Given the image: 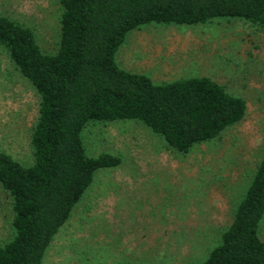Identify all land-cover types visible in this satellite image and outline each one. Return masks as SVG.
Returning a JSON list of instances; mask_svg holds the SVG:
<instances>
[{
  "label": "rangeland",
  "instance_id": "374dc122",
  "mask_svg": "<svg viewBox=\"0 0 264 264\" xmlns=\"http://www.w3.org/2000/svg\"><path fill=\"white\" fill-rule=\"evenodd\" d=\"M60 13L58 0H0V14L31 27L47 53L57 47ZM116 60L157 83L209 76L245 99V115L186 154L135 119L87 124V153L111 152L121 162L95 172L42 264H200L264 153V27L236 18L151 22L127 32ZM38 100L0 46V148L24 164L32 161ZM12 216L0 187V244L11 236Z\"/></svg>",
  "mask_w": 264,
  "mask_h": 264
},
{
  "label": "trees",
  "instance_id": "16d2710c",
  "mask_svg": "<svg viewBox=\"0 0 264 264\" xmlns=\"http://www.w3.org/2000/svg\"><path fill=\"white\" fill-rule=\"evenodd\" d=\"M56 50H42L31 27L0 14V46L38 95L30 134L32 161L0 148V187L10 197L11 236L0 264H42L44 253L95 172L116 167L111 152L89 155L82 137L92 122L135 119L186 154L240 122L245 99L201 75L170 82L118 65L128 31L147 23L193 25L216 18L264 27V0H58ZM264 213V153L219 241L200 264H264L258 230Z\"/></svg>",
  "mask_w": 264,
  "mask_h": 264
},
{
  "label": "crops",
  "instance_id": "0c3cea01",
  "mask_svg": "<svg viewBox=\"0 0 264 264\" xmlns=\"http://www.w3.org/2000/svg\"><path fill=\"white\" fill-rule=\"evenodd\" d=\"M258 230H259V234H260L261 238L264 239V219H263V221H259Z\"/></svg>",
  "mask_w": 264,
  "mask_h": 264
}]
</instances>
